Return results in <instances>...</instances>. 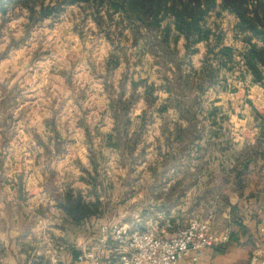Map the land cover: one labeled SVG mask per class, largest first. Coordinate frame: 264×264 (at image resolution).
I'll return each mask as SVG.
<instances>
[{"label": "clouds", "instance_id": "9594fccd", "mask_svg": "<svg viewBox=\"0 0 264 264\" xmlns=\"http://www.w3.org/2000/svg\"><path fill=\"white\" fill-rule=\"evenodd\" d=\"M23 8L20 5L17 11ZM259 18L264 23V13ZM63 19L82 30L83 51L77 46L72 59L96 74L104 73L106 64L108 83H120L110 90L111 98L128 104L125 111L116 108L108 113L105 127L96 125L98 138L93 133L84 141V133L76 132L77 143L59 157L44 155L56 143L47 134L38 138L37 142L43 139L39 147L32 141L35 133H29L26 145L17 138L9 147L16 129L3 130L0 143L9 158L0 200V264H32L38 255L46 256L50 264H68L65 242L83 253L73 264H107L109 241L119 243L115 250L126 255L123 264H264V88L252 82L244 67L240 54L249 45L241 43L239 19L227 12L209 13L201 25L209 33L206 39L188 40L173 28L166 42L158 37L155 44L143 29L144 38L137 37L127 22H120L119 12L107 4L100 6L98 0L68 7ZM16 35L5 29V49ZM252 44L264 47L256 40ZM225 48L232 49L231 60L221 55ZM138 62L145 67L152 62L182 66L190 76L184 82L173 79L171 89L164 87L161 98L153 102L150 90L137 89L127 75L121 80L126 66L135 72ZM8 75L5 83L12 89L16 80L9 82ZM161 104L167 111L157 116L155 109ZM136 107L149 117L144 121L151 125L147 133L143 118L136 119L140 115ZM129 116L131 127L125 123ZM188 139L201 148L195 154L203 157L195 178L213 189L212 196L200 205L178 201L170 215L145 213L170 202L155 197L152 186L168 176L171 162L186 156L178 149ZM142 149L149 154L147 159ZM69 194L86 209L76 223L54 207ZM125 217L142 225V231L134 232L131 223L121 225Z\"/></svg>", "mask_w": 264, "mask_h": 264}, {"label": "rangeland", "instance_id": "374dc122", "mask_svg": "<svg viewBox=\"0 0 264 264\" xmlns=\"http://www.w3.org/2000/svg\"><path fill=\"white\" fill-rule=\"evenodd\" d=\"M45 1L47 3L48 0ZM68 7L71 6H66L63 12L55 19H45L34 23H30L27 20L28 12L26 9L17 11V8H15L9 11L5 17L0 19V63L9 61L10 66L6 71V73L9 74L7 79H15L16 83L13 84V87L17 86L20 91L31 86V83L29 86L27 83L23 85L20 83V73H25L27 69H29V81H32L33 78H31V76L38 70H41L43 73L40 78V84L44 91H46L43 93L44 100L49 99V101H52V94L47 92L52 89L51 81L48 80V76H58L61 82V86L58 85L61 95L60 100L56 103L58 98L56 96L57 92H55L54 101L55 109L60 108V116L57 117L59 118V122L63 124L69 121L75 122L76 120L77 124L80 123L90 126L98 123L101 113L104 112L106 97L103 92H106L110 96V90L120 87V83L117 85L115 80H113L111 84L108 83V66L106 64L104 65V73L96 74L90 71L88 67H80L79 62L72 59L75 55L77 46L81 47L83 51V45L81 43L82 30L79 28V25L72 24L70 19H63ZM25 13H27V15H25ZM210 13H216V15L219 16L220 13L223 12L220 10L217 12L216 8ZM228 14L231 15L230 13ZM208 19L209 15L205 19V24ZM46 21L47 23H45ZM162 25L163 27L167 25L171 26V23L170 21H164ZM5 29H8L10 36L13 33H19V35L12 36L11 39L7 40L6 49L3 47L5 44ZM170 29H173L172 26ZM69 35L74 37V39H68ZM138 37L144 38L141 35ZM240 39L242 43V38L240 37ZM103 55V50H101V56ZM133 67L137 69V71L131 72L126 66V72L121 74V79L127 75L129 79L132 80V84L137 86V89L140 87L145 89V86H151L150 91L152 93L153 102L161 98L163 95L162 89L164 87L171 89L173 86V79L182 82L177 79L178 76L189 74L183 70L182 66L179 69L176 68V65H173L172 68H167L165 65L158 62H152L148 64L147 67L138 62L133 65ZM77 68H80V70L77 71ZM173 69H176V71L174 72ZM114 75L115 74H113V76ZM4 76H6V74L0 71L1 82L4 81ZM160 80L165 81V84L160 85ZM56 89L55 80V91ZM158 91L160 95H157ZM131 99L132 97H129V100ZM113 102L115 104L114 106L119 108L120 111H125L128 104V101L122 100L119 103H117L116 100H113ZM137 102V105H139V101ZM163 106H165V108L167 107L164 104L160 105L157 111L159 115H162V113L166 111L165 109L159 111ZM138 108L139 107H136V110ZM130 110L131 109H127L129 112ZM141 115L143 118L141 119V123L145 125L146 123H144V121L149 119V117H145V113ZM126 121L129 122V118ZM153 121H155V119H152L151 122ZM142 151L144 152L145 159H147L149 154L146 149H142ZM158 154L160 153L158 152ZM172 166L178 169L177 167L180 166V163L177 161L171 162L168 168ZM171 180L173 179L166 176L160 183H156L152 186L155 197H164L170 202H168L166 206H161L159 210L146 209L145 213L149 211H158L159 214H171L172 208L177 206V202L181 198L180 194H170L172 186L168 188L167 192L164 191L165 186L167 187V183ZM177 185L179 186V184ZM156 190L159 192H155ZM125 223H131L132 230L142 231V225L132 223L127 217L121 220V224Z\"/></svg>", "mask_w": 264, "mask_h": 264}, {"label": "crops", "instance_id": "0c3cea01", "mask_svg": "<svg viewBox=\"0 0 264 264\" xmlns=\"http://www.w3.org/2000/svg\"><path fill=\"white\" fill-rule=\"evenodd\" d=\"M9 66V61L0 63V71L6 74V71L8 70L7 68H9ZM28 70L29 69H27V72L25 73H20L19 77L20 83L22 85L27 83L29 86L31 83V86L25 88V90L20 91L18 90L17 86L13 87V85L12 89H8V84L5 83V79L2 82L0 81V138H2L4 135V129H16L12 132V135L9 138V147H11V141L17 138L19 139L20 145H26L28 143L27 137L29 133H35L32 136V141L35 146L39 147L40 143H43V139H40L39 142H37L38 138L43 137L44 134H47L50 140L55 141L56 143L54 149H49L46 153H44V155L46 157H52L53 155L59 157L61 155H66V149L77 143L75 138L76 132L82 131L84 133V141L91 140L93 138V133L97 134V138L99 137L100 129L97 128L96 125H99L100 128L105 127L106 125L104 123V118L108 115V113L116 108L114 106L115 104L113 100L106 92H103L104 96L106 97L104 112L101 113L98 123L87 126L85 124H77L75 120V122L69 121L62 124L59 122V118H57L60 116V108L55 109L54 101L55 92H57L56 96L58 98L56 103H58L60 100L61 94L60 90L58 89V85L61 86L60 78L55 75L48 76V80L51 81L52 89L48 90L47 92L52 94V101H49V99L44 100L43 93L46 91H44L40 84V78L43 72L38 70L33 76H31V78H33L32 81H29L30 75ZM55 80L57 86L56 91ZM8 81L11 82L12 80L8 79ZM118 84L119 82H117V85ZM214 103H219V101L216 100ZM248 103L250 104L251 101L249 100ZM136 104H138V102H136ZM159 108L155 109V114L157 116H159L157 113ZM165 110L167 111V107ZM136 111L140 113L136 119H141V114L144 113V111H141L140 108H138ZM6 113L7 115H5ZM125 123L128 127L132 126L133 120L131 116H129V122L125 121ZM151 123L155 124L156 120ZM143 127L145 132H147L151 125L145 124ZM180 135L182 137L183 133ZM149 139H151L150 135ZM178 151L185 153L186 156L181 157V159L177 161L180 163V166L177 167L178 169L173 168L174 166L167 169L169 174L168 177L170 179H174L177 176L180 177V179H177L173 185L171 184L172 187L170 194H180L181 198L179 199V202L191 200L194 202V205L203 204L212 196L213 189L211 187L205 188L202 184H200L199 180L195 178L198 176L197 169L202 168V165L199 163V161L202 160L203 157L195 154L200 152L201 148L195 146L194 140L188 139L186 143L181 141ZM160 155L162 154L157 153V156ZM8 158L9 154L5 153L4 144L0 143V200L4 198L5 163ZM20 179L23 180V172L20 173ZM171 181H169V183H171ZM177 184H179V186ZM25 187H28V185ZM168 188L169 187H167V190ZM44 189L45 191H50L48 185H45ZM155 192L159 191L156 190ZM59 204L54 205V207L57 211L63 213L66 216V214L59 208ZM52 227L55 231L60 230L59 226ZM64 247L68 253V256L70 257L68 264H73V262L76 261L77 257L81 254V251L68 242H65ZM32 264H50V260L46 256L38 255L32 258ZM58 264H63V262H58Z\"/></svg>", "mask_w": 264, "mask_h": 264}, {"label": "trees", "instance_id": "16d2710c", "mask_svg": "<svg viewBox=\"0 0 264 264\" xmlns=\"http://www.w3.org/2000/svg\"><path fill=\"white\" fill-rule=\"evenodd\" d=\"M79 3H97V0H48L47 3L45 0H0V19L20 5H24L23 9L27 10V20L30 23L55 19L66 6ZM98 3L100 6L107 4L114 13L119 12L120 22H127V26L137 37L143 29L154 44L158 37L162 38L161 42L167 41L171 26L184 34L188 40L193 37L206 39L209 33L206 29L202 31L201 25L205 24L209 13L216 8L221 12L230 13L240 21L237 31L242 43L249 45L247 51L240 54L244 67L251 75L252 82L264 88V47L257 48L256 44H252V40H256L264 45V23L259 18L260 14L264 13V0H219V3L217 0H98ZM249 5L254 7L250 8ZM250 15L252 19H249ZM111 20L112 16H109V21ZM164 21H170L171 26L162 28ZM216 40L221 41L222 34L217 35ZM231 53L230 48L221 51V55L226 56L228 60H231ZM189 76L190 74L179 75L177 79L183 82L188 80ZM150 89L151 86H145L146 91ZM164 109L165 107H162L160 111ZM59 208L74 223L79 222L86 210L81 204L75 203L70 194L65 196Z\"/></svg>", "mask_w": 264, "mask_h": 264}, {"label": "built area", "instance_id": "2783aa9c", "mask_svg": "<svg viewBox=\"0 0 264 264\" xmlns=\"http://www.w3.org/2000/svg\"><path fill=\"white\" fill-rule=\"evenodd\" d=\"M134 232H140V231L134 230ZM119 247L120 245L118 242H113V241L106 242V249L111 253L107 257V264H123V260L126 258V255L123 253H119L118 251L115 250L118 249ZM82 255L83 253L81 252V254L77 257L76 261H78Z\"/></svg>", "mask_w": 264, "mask_h": 264}]
</instances>
